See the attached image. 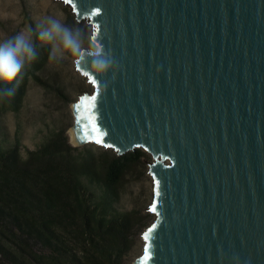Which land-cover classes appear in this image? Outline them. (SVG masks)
<instances>
[{
	"label": "water",
	"instance_id": "water-1",
	"mask_svg": "<svg viewBox=\"0 0 264 264\" xmlns=\"http://www.w3.org/2000/svg\"><path fill=\"white\" fill-rule=\"evenodd\" d=\"M65 4L119 66L93 85L75 59L97 96L91 143L152 159L148 264H264V0Z\"/></svg>",
	"mask_w": 264,
	"mask_h": 264
},
{
	"label": "trees",
	"instance_id": "trees-1",
	"mask_svg": "<svg viewBox=\"0 0 264 264\" xmlns=\"http://www.w3.org/2000/svg\"><path fill=\"white\" fill-rule=\"evenodd\" d=\"M19 80L0 82V92L12 90L3 100L20 102L25 80ZM140 157V151L117 157L78 150L64 130L25 159L18 146L0 148L1 258L9 264H124L135 220L132 212H117L114 202ZM33 244L41 254L32 252Z\"/></svg>",
	"mask_w": 264,
	"mask_h": 264
},
{
	"label": "rangeland",
	"instance_id": "rangeland-1",
	"mask_svg": "<svg viewBox=\"0 0 264 264\" xmlns=\"http://www.w3.org/2000/svg\"><path fill=\"white\" fill-rule=\"evenodd\" d=\"M49 16L62 19L69 27L92 34L91 25L87 21H76L71 6L60 0H0V42L31 28L37 51L36 59L26 64L17 76L21 83L25 80L20 102L3 100L0 95V148L7 150L18 146L22 159L27 157L28 151L36 150L58 130H64L69 136L68 130L75 123L72 105L84 93L93 91L87 78L76 71L75 57L49 60L50 45L37 38V25ZM84 46L87 47V43ZM81 149H89L96 154L108 152L116 155L112 149L91 142L78 147V150ZM135 151H140L141 157L125 175L117 201L114 202L117 212H132L135 220L132 246L124 264H132L140 257L144 245L142 233L154 219L150 212H146L152 199V180L147 172L152 159L139 148L126 154ZM90 191L96 196L101 194L98 188L91 187ZM30 249L37 254L42 253L40 247L34 244ZM0 264L9 263L0 256Z\"/></svg>",
	"mask_w": 264,
	"mask_h": 264
},
{
	"label": "clouds",
	"instance_id": "clouds-1",
	"mask_svg": "<svg viewBox=\"0 0 264 264\" xmlns=\"http://www.w3.org/2000/svg\"><path fill=\"white\" fill-rule=\"evenodd\" d=\"M37 38L50 45L49 60H64L69 56L88 60V71L91 75L103 79L109 73L115 79L118 64L103 45L80 28L69 27L62 19L49 16L37 25ZM87 43V47H85ZM36 45L33 41V30L21 31L0 42V82L11 83L25 68L36 59ZM12 90L0 92V95H11ZM234 264L238 260L234 258Z\"/></svg>",
	"mask_w": 264,
	"mask_h": 264
},
{
	"label": "snow or ice",
	"instance_id": "snow-or-ice-1",
	"mask_svg": "<svg viewBox=\"0 0 264 264\" xmlns=\"http://www.w3.org/2000/svg\"><path fill=\"white\" fill-rule=\"evenodd\" d=\"M65 3H71L72 0H64ZM100 12L99 8L94 9L91 13L89 18L98 16ZM98 26L93 25V28L96 29ZM93 38H95V31L93 32ZM85 75L89 82L95 85L96 80L93 76L89 74L87 70H85L83 73ZM96 100L97 96L95 94L88 96L84 95L80 98V101L77 105L74 106L75 109H77V124L80 125L83 123V128L81 129V132L83 133V137L85 140H88L90 142H95L97 144L103 143V133L102 129L98 126L97 121L95 119V110H96ZM105 146H109L106 145ZM150 212L156 211V204L153 203L149 209ZM156 225L153 224L144 234L143 239L146 241L145 247H144V254L140 258L138 264H148V261L150 259L149 255V245L147 244V241L150 238V234L152 233L153 229H155Z\"/></svg>",
	"mask_w": 264,
	"mask_h": 264
},
{
	"label": "bare ground",
	"instance_id": "bare-ground-1",
	"mask_svg": "<svg viewBox=\"0 0 264 264\" xmlns=\"http://www.w3.org/2000/svg\"><path fill=\"white\" fill-rule=\"evenodd\" d=\"M77 104H78V102L76 104L72 105V111H73V114L75 117V123L68 130L70 144L73 147H79L82 144H84V143H81V138H80V134H79V130H78V124H77V109L74 108V106ZM139 260H140V257H138L132 264H135Z\"/></svg>",
	"mask_w": 264,
	"mask_h": 264
}]
</instances>
